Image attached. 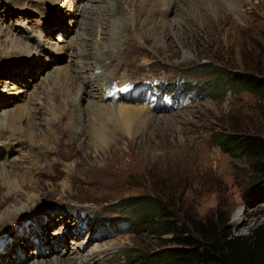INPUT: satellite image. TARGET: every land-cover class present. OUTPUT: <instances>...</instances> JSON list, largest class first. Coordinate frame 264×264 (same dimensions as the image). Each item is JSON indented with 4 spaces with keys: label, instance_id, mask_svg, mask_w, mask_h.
Returning a JSON list of instances; mask_svg holds the SVG:
<instances>
[{
    "label": "rangeland",
    "instance_id": "rangeland-1",
    "mask_svg": "<svg viewBox=\"0 0 264 264\" xmlns=\"http://www.w3.org/2000/svg\"><path fill=\"white\" fill-rule=\"evenodd\" d=\"M154 1L147 12L155 11ZM162 1L164 13L147 19L141 0H111L122 17L114 25L96 10L106 4L99 0L57 6L0 0V149L13 137L2 129L10 112L21 115L18 133L32 138L13 137L23 144L14 142L11 154L1 151L0 173L7 162L6 169L18 173L10 175L15 193L37 195L33 201L23 195L0 212L5 217L29 206L3 225L0 264L4 256L9 264H54L55 258L79 264L92 249L107 250L103 264H173L155 259L167 245L153 233L127 226L154 211L152 204L131 205L148 197L180 219L221 206L238 234L263 220L264 182L253 158L223 150L217 138L264 136V94L230 83L234 74L264 80V0ZM17 33L37 55L13 52L7 37ZM58 68L69 83L64 101L54 91ZM212 72L229 80L217 84ZM151 80L165 85L167 98L179 87L198 97L171 109L151 108L143 98L105 99L114 81ZM76 100L82 102L74 107ZM21 155L29 161L15 169ZM1 181L0 190L9 193Z\"/></svg>",
    "mask_w": 264,
    "mask_h": 264
},
{
    "label": "trees",
    "instance_id": "trees-1",
    "mask_svg": "<svg viewBox=\"0 0 264 264\" xmlns=\"http://www.w3.org/2000/svg\"><path fill=\"white\" fill-rule=\"evenodd\" d=\"M202 66L210 69L212 64ZM211 75L217 84L229 80L225 74L221 77L212 72ZM230 83L264 94V80L253 75L234 74ZM217 140L223 150L244 152L253 158L252 168L264 182V136L220 133ZM147 204H152L154 211L145 210L136 220L127 222V226L145 228L167 245L155 259L167 258L173 264H264V218L248 234H238L230 226V214H225L221 206L203 217L188 215L180 219L160 200L148 197L133 201L131 205L147 207Z\"/></svg>",
    "mask_w": 264,
    "mask_h": 264
},
{
    "label": "bare ground",
    "instance_id": "bare-ground-1",
    "mask_svg": "<svg viewBox=\"0 0 264 264\" xmlns=\"http://www.w3.org/2000/svg\"><path fill=\"white\" fill-rule=\"evenodd\" d=\"M10 2H9V4L10 3H12L11 1L12 0H9ZM42 3H56L55 5L57 6V4H59V3H61V5H64V3L65 2H67L68 4L69 3H72V1L73 0H40ZM94 1H98V0H94ZM99 1H101V2H104V3H106L103 7L101 6V4H99L98 6H96V10L98 11V10H103L104 11V15L106 14V15H108V17L111 19V21H112V24H118L119 25V23L121 22V18L122 17H118L117 15H116V13H115V10H116V8H117V5L119 6V4H111V0H99ZM108 1V2H107ZM245 1V0H244ZM8 2V1H7ZM155 2V5H153V7H150L151 9H153V10H155V11H148L147 12V5H148V0H141V7H142V11H144L143 13L144 14H146V15H148L147 16V19L150 17V16H152V15H157V14H159V13H164V10L163 9H158V8H161V7H163L164 5H166L165 4V2H163L162 0H157V1H154ZM15 3V2H14ZM14 5H16V4H12V8L14 7ZM21 5V4H20ZM60 5V4H59ZM58 5V6H59ZM66 5V4H65ZM262 5V4H261ZM10 6V5H9ZM87 7V6H86ZM93 7V6H92ZM91 7V8H92ZM102 7V8H101ZM106 7H108V8H106ZM95 8V7H94ZM84 10V9H83ZM92 14H93V12H91L90 13V15L92 16ZM112 15H115V17L114 18H112V17H110V16H112ZM121 15V14H120ZM93 17H91V18H89V19H92ZM95 19V18H94ZM94 19H92V21L94 22ZM91 21V22H92ZM110 21V22H111ZM88 23V22H87ZM106 23H108V22H106ZM147 23H148V21H147ZM92 24V23H91ZM85 25V24H84ZM93 25V24H92ZM91 31V30H90ZM114 33V32H113ZM21 35H22V37H23V34H21L20 33V36H19V33H17V34H15V37H12V36H8L7 38H8V42L10 43V44H12L11 46L14 48L15 47V49H13V52H17V53H20V54H23V55H25V56H28L29 58L31 57V55H33V53H38L37 51H35V50H33V48H32V46L31 45H29V44H27V45H25L24 43H23V41L22 40H20V37H21ZM117 36V35H116ZM21 37V38H22ZM60 40V39H59ZM61 40H66L65 38H62ZM117 44V43H116ZM69 46V45H68ZM65 47V45H63L62 46V48H64ZM114 48V47H113ZM106 52H108V53H106L107 55H109V52H110V49H106ZM104 54V53H103ZM37 55V54H36ZM34 57V56H33ZM59 69V68H58ZM61 69L62 68H60L59 70H58V75H57V79H56V81H55V85H56V87H54V91H55V93H58V96H59V99L60 100H63L64 101V95H65V93L64 92H66L65 90V87H66V84L68 83V80H67V73H63V71L62 72H60L61 71ZM68 71V70H67ZM69 73V72H68ZM62 75L64 76L63 78H64V80L65 81H63V78H62ZM74 83V82H73ZM69 84V83H68ZM68 88V87H67ZM69 91V90H68ZM68 96V101H71L70 100V98L72 99V95L70 94H68L67 95ZM79 97V96H78ZM1 98V97H0ZM66 100V101H67ZM83 100V99H82ZM82 100L80 101V100H76L75 102H74V107L76 106L77 107V104L79 103V102H82ZM69 103V102H68ZM71 107V106H70ZM71 108H73V106L71 107ZM126 109V108H125ZM56 110V109H55ZM55 110L53 111V113L55 114L56 112H55ZM144 111V110H143ZM11 114H7V117H6V123H5V125H4V123H3V127H2V129L3 128H7L8 130H11V133H13L11 136H13V137H17V136H19L18 138H20V139H23V140H26V139H29L31 142H32V138L29 136V135H26L25 133H22L24 136H26V137H23L22 135H20L19 133H18V128L14 125V123H16V122H18L19 120H21L20 118H21V115L19 114V113H14V114H12L13 112H10ZM25 113V112H24ZM57 115V114H56ZM66 115H67V113L66 114H64L62 117H60V119L61 118H63V117H66ZM56 119V118H55ZM60 119H58V120H60ZM4 120V119H3ZM4 130V129H3ZM51 130H53V133H54V127H53V129H51ZM21 131V130H20ZM30 133V132H29ZM50 133H51V131H50ZM31 134V133H30ZM10 136V137H11ZM13 137H11L10 139L8 138L7 140H8V144L7 145H4L3 147H1V149H0V153H1V151H4V150H7V152H9V153H7V154H11V152H13V150H11V151H9V148L10 147H12L13 145H14V142H17V140H16V138H13ZM17 143H21V141L20 142H17ZM16 143V144H17ZM22 144H23V142L21 143V146H22ZM32 145H33V143H32ZM31 145V146H32ZM22 148V147H21ZM19 149V148H18ZM17 150V149H16ZM21 151V150H20ZM17 152V151H16ZM28 155V154H27ZM19 162L15 165L16 167H15V169L18 167V169H20V168H22L21 166H22V164H23V162L24 163H27L28 161H29V157H25V156H23V155H21V156H19ZM1 165H2V163H1ZM7 165H8V163L7 162H3V169L5 170L4 171V173H0V178H1V182H2V184L3 185H5L4 183H7L8 185H7V187H8V192L9 193H7V188H6V192L4 193L3 192V189L2 190H0V212L4 209V210H6V209H8V207L12 204V203H14V205H16V204H18V203H20L21 202V199L23 198V195H26V197H28L29 196V198L33 201V200H35L36 199V197H37V195L36 194H28V193H26V192H24V191H21V190H19V189H17L18 191H20L21 192V194H18V193H15V189H12L11 188V186L13 185L14 186V184H12L11 185V181L13 180V179H11V177H10V175H15V174H18V173H13V172H10V171H8L7 169H6V167H7ZM24 165V164H23ZM27 165V164H26ZM31 165V164H30ZM2 172V171H1ZM2 174H4L3 176H2ZM9 175V176H8ZM14 181V180H13ZM4 182V183H3ZM25 185V184H24ZM26 187L27 188H31V189H34V190H36V189H38L36 186H33V185H30L29 183H26ZM1 189V188H0ZM20 199V200H19ZM37 202V201H36ZM30 205V204H29ZM6 206V207H5ZM29 209V206L28 205H23L22 207H20V208H18V209H16V210H14V211H11L10 213H8V214H6V216L5 217H0V232L3 230V225L4 224H6V223H8L11 219H13V218H16V217H20V216H22L23 215V213L25 212V211H27ZM2 229V230H1ZM29 241V240H28ZM41 246H44L43 245V243L41 242V244H40V247ZM2 251H0V253H1ZM43 251L41 250V253H42ZM107 252V250L105 249V250H97V249H92L90 252H88V254L84 257V258H82V259H80V261H78V263L79 264H103L105 261H107V257H106V255H105V253ZM38 253H39V250H38ZM2 257V255L0 256V258ZM11 258H12V256H11ZM26 257H24L23 256V259H25ZM7 259V257H3V259H1V260H3L4 261V263H6L5 262V260ZM20 259V255L18 256V257H14V259L12 258V262H16L17 260H19ZM54 264H69V263H67L66 261H63L61 258H55L54 259ZM95 262V263H94ZM4 263H2V264H4ZM6 264H9V263H6Z\"/></svg>",
    "mask_w": 264,
    "mask_h": 264
}]
</instances>
